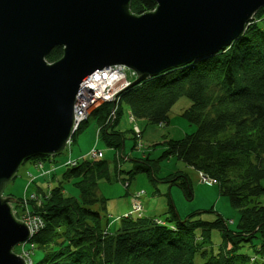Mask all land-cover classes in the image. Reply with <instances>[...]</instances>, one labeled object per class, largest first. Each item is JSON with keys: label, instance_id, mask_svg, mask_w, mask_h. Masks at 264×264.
Masks as SVG:
<instances>
[{"label": "trees", "instance_id": "obj_1", "mask_svg": "<svg viewBox=\"0 0 264 264\" xmlns=\"http://www.w3.org/2000/svg\"><path fill=\"white\" fill-rule=\"evenodd\" d=\"M156 6L153 0L130 1V11L138 15ZM63 53L57 46L46 59L56 62ZM181 96L192 101L182 115L196 130L167 140L161 157L175 156L215 179L240 213L238 227L231 229L221 215L213 221L196 217L199 212L182 218L169 195L163 217L129 213L111 232L103 223L108 199L97 188L100 178L111 181V167L103 156L77 158L75 164L65 162L64 177H74L79 197L68 195L62 183L48 190L38 185L30 196L7 195L13 197L15 208L28 209L43 222L24 242L31 245L22 248L29 264H264V204L256 199L264 194V7L226 49L127 87L120 94L116 118H110L111 103L96 109L91 116L97 136L116 149L119 162L127 135H141L119 128L123 102L134 119L169 124V112ZM159 168L158 159L148 155L135 159L124 183L129 187L138 173L156 178ZM47 172L52 176L55 170ZM165 181L193 198L187 174H170ZM214 230L221 236L217 248ZM30 250L39 252L37 259L29 258Z\"/></svg>", "mask_w": 264, "mask_h": 264}, {"label": "water", "instance_id": "obj_2", "mask_svg": "<svg viewBox=\"0 0 264 264\" xmlns=\"http://www.w3.org/2000/svg\"><path fill=\"white\" fill-rule=\"evenodd\" d=\"M130 1L0 0V264H29L14 248L32 237L4 189L31 158L65 149L84 80L125 65L137 75L129 87L208 57L239 39L264 7V0H153L156 8L138 15ZM57 46L63 56L50 63Z\"/></svg>", "mask_w": 264, "mask_h": 264}, {"label": "rangeland", "instance_id": "obj_3", "mask_svg": "<svg viewBox=\"0 0 264 264\" xmlns=\"http://www.w3.org/2000/svg\"><path fill=\"white\" fill-rule=\"evenodd\" d=\"M191 103L192 101L187 96H181L173 104L169 112V124H156L146 119L131 120L127 105L123 102V113L120 118L119 128L121 130L137 131L136 128L138 127V132H141V135L139 134L138 139L134 138L132 132L127 135L124 148L120 152L119 162L116 159V149L107 146L101 138H98V126L91 116L75 138L72 135L70 136L73 144L69 145L66 143L67 147L61 154L55 156L54 161L45 160L43 162L45 168L41 166L42 164L36 167L32 160L27 161L20 166L17 175L8 183L3 193L4 195L30 196L38 185L48 190L62 183L68 195L79 197V190L73 184L74 177H64V172L67 170L65 162L70 158H90V151L96 147L102 150L103 159L108 161L111 167V181L106 177H102L97 182L98 192L108 199L107 208L103 211V223L109 231H116L123 216L129 213L133 216L137 215L133 212V201L135 198L143 205L142 215L138 216L163 217L166 211L164 209L168 207L169 195L172 197L175 207L182 218L191 213L199 212L196 217L206 221H213L221 215L231 229H236L240 220V213L232 205L229 196L221 193L218 184L203 181L202 174L199 171L188 166L175 156L161 157L167 147L165 143L167 140L181 139L186 134L196 130V126L190 124L182 115ZM147 155L159 161L160 168L156 174L157 179L154 176L151 178L147 173H138L131 180L130 186L126 187L124 182L125 179L129 178L128 172L133 168L135 159L143 158ZM117 165L118 167H116ZM49 167L56 170L52 176L46 175L47 171L45 170ZM178 172L187 174L191 179L193 186L192 199H188L178 185H171L165 181L170 174ZM256 199L264 204V194ZM14 204V215L23 221L22 218L18 217L20 207L15 208ZM220 240V232L214 230L212 232V241L215 248H217ZM23 247L28 250L31 245L28 242L21 243L14 248V252L21 256H26L22 254ZM38 256L39 252L37 250H30V259H37Z\"/></svg>", "mask_w": 264, "mask_h": 264}, {"label": "built area", "instance_id": "obj_4", "mask_svg": "<svg viewBox=\"0 0 264 264\" xmlns=\"http://www.w3.org/2000/svg\"><path fill=\"white\" fill-rule=\"evenodd\" d=\"M137 75L136 73L125 65H113L101 70L95 71L86 80L81 83L80 90L76 97L75 104V123L73 127V135L80 129V127L91 117L92 113L100 108L103 104L111 103L113 107L110 112V118H116L117 106L120 101V94L122 89L131 84ZM121 91V92H119ZM119 92V93H118ZM116 95V96H115ZM82 98V101H78ZM133 120V117L131 116ZM135 131L137 134L138 127ZM72 138H69V140ZM68 140V141H69ZM67 144H73L71 140ZM67 147V145H66ZM103 156L102 150L94 147L90 151V158L96 159ZM75 159H69L66 164H75ZM202 174V173H201ZM203 181L215 184V179L209 178L202 174ZM33 196V195H32ZM15 211V210H14ZM133 212L137 215H142L143 205L137 201V198L133 201ZM18 217L22 218L30 230V235L33 236L41 226L43 225L42 219L36 214L31 213L28 209H24L21 213H18Z\"/></svg>", "mask_w": 264, "mask_h": 264}, {"label": "crops", "instance_id": "obj_5", "mask_svg": "<svg viewBox=\"0 0 264 264\" xmlns=\"http://www.w3.org/2000/svg\"><path fill=\"white\" fill-rule=\"evenodd\" d=\"M130 115V114H129ZM130 117V119H131V115L129 116ZM132 120V119H131ZM133 120H135L134 118H133ZM51 161V160H50ZM44 162V161H43ZM35 164V166L37 167V166H39V164H42L41 166L42 167H44L45 168V165L43 164V163H39L38 161H35L34 162ZM50 168V167H49ZM49 168H47L45 171H49V172H51V171H53V169H49ZM56 171V170H55ZM166 208V207H165ZM164 210H167V208L166 209H164ZM147 212V211H146ZM152 212H154V211H152ZM107 225H109V223H107ZM109 230V229H108Z\"/></svg>", "mask_w": 264, "mask_h": 264}, {"label": "bare ground", "instance_id": "obj_6", "mask_svg": "<svg viewBox=\"0 0 264 264\" xmlns=\"http://www.w3.org/2000/svg\"><path fill=\"white\" fill-rule=\"evenodd\" d=\"M78 101H80V102H81V101H82V98H79V99H78Z\"/></svg>", "mask_w": 264, "mask_h": 264}]
</instances>
